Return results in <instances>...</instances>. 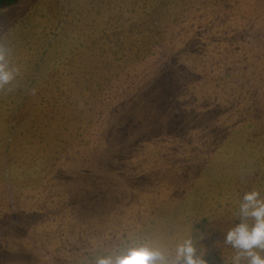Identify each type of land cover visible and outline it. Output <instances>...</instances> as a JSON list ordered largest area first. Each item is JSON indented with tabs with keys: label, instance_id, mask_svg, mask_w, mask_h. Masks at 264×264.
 I'll return each mask as SVG.
<instances>
[{
	"label": "rangeland",
	"instance_id": "1",
	"mask_svg": "<svg viewBox=\"0 0 264 264\" xmlns=\"http://www.w3.org/2000/svg\"><path fill=\"white\" fill-rule=\"evenodd\" d=\"M0 42L20 68L0 92V264L174 257L189 236L232 264L239 203L264 196V0H18Z\"/></svg>",
	"mask_w": 264,
	"mask_h": 264
},
{
	"label": "clouds",
	"instance_id": "2",
	"mask_svg": "<svg viewBox=\"0 0 264 264\" xmlns=\"http://www.w3.org/2000/svg\"><path fill=\"white\" fill-rule=\"evenodd\" d=\"M8 50L0 42V92L11 91L20 68L10 64ZM35 94V89L32 90ZM239 223L224 235V242L235 253L232 264H264V196L253 189L246 192L238 210ZM204 253H199L192 236L178 244L175 256L169 257L158 248L147 244L131 245L116 254L97 256L93 264H208Z\"/></svg>",
	"mask_w": 264,
	"mask_h": 264
},
{
	"label": "trees",
	"instance_id": "3",
	"mask_svg": "<svg viewBox=\"0 0 264 264\" xmlns=\"http://www.w3.org/2000/svg\"><path fill=\"white\" fill-rule=\"evenodd\" d=\"M18 0H0V9L6 8L8 6L14 5Z\"/></svg>",
	"mask_w": 264,
	"mask_h": 264
},
{
	"label": "crops",
	"instance_id": "4",
	"mask_svg": "<svg viewBox=\"0 0 264 264\" xmlns=\"http://www.w3.org/2000/svg\"><path fill=\"white\" fill-rule=\"evenodd\" d=\"M103 28H99V30H96V33L97 34H102L103 32H105V31H103L102 30ZM104 29H106L105 27H104ZM89 32V31H88ZM89 33H93V31L92 32H89Z\"/></svg>",
	"mask_w": 264,
	"mask_h": 264
}]
</instances>
